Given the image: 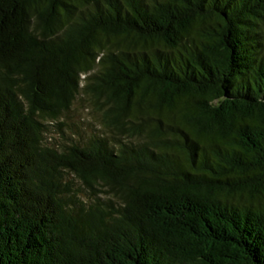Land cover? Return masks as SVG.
<instances>
[{
	"label": "trees",
	"instance_id": "obj_1",
	"mask_svg": "<svg viewBox=\"0 0 264 264\" xmlns=\"http://www.w3.org/2000/svg\"><path fill=\"white\" fill-rule=\"evenodd\" d=\"M0 264H264V0H0Z\"/></svg>",
	"mask_w": 264,
	"mask_h": 264
},
{
	"label": "rangeland",
	"instance_id": "obj_2",
	"mask_svg": "<svg viewBox=\"0 0 264 264\" xmlns=\"http://www.w3.org/2000/svg\"><path fill=\"white\" fill-rule=\"evenodd\" d=\"M82 78H84L83 76H82ZM81 115V116H80ZM81 118H83V119H86V120H91L92 118H93V116H91L90 114H89V111L87 110V109H82L81 110V112L79 113V114H75V119H81ZM91 125H96L97 124V122H96V120L95 119H93V121H91V123H90ZM91 125H89L87 122L83 125L84 127H90ZM58 135V134H56V133H53V135Z\"/></svg>",
	"mask_w": 264,
	"mask_h": 264
}]
</instances>
